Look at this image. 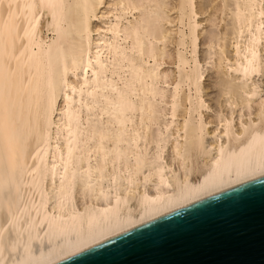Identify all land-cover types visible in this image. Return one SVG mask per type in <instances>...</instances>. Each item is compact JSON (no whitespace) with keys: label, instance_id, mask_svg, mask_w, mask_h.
<instances>
[{"label":"bare ground","instance_id":"6f19581e","mask_svg":"<svg viewBox=\"0 0 264 264\" xmlns=\"http://www.w3.org/2000/svg\"><path fill=\"white\" fill-rule=\"evenodd\" d=\"M105 4L0 0V264H62L264 180V0Z\"/></svg>","mask_w":264,"mask_h":264},{"label":"water","instance_id":"95a60500","mask_svg":"<svg viewBox=\"0 0 264 264\" xmlns=\"http://www.w3.org/2000/svg\"><path fill=\"white\" fill-rule=\"evenodd\" d=\"M62 264H264V180L146 225Z\"/></svg>","mask_w":264,"mask_h":264},{"label":"rangeland","instance_id":"374dc122","mask_svg":"<svg viewBox=\"0 0 264 264\" xmlns=\"http://www.w3.org/2000/svg\"><path fill=\"white\" fill-rule=\"evenodd\" d=\"M113 1L114 0H106V4L103 6V8H102V12L103 13H106V15H107V13L109 12V10L112 8V4L111 3H113ZM169 1V5H172V6H175V4H176V2H177V0H168ZM218 1V0H217ZM111 4V5H110ZM107 11V12H106ZM102 12H101V14L99 15V19H95V21H94V28L95 29H98V28H101V29H104V26H105V24H104V22L106 21H108L107 20V18H103V15H102ZM175 12H171L170 14V16L172 17V19L174 18V14ZM102 15V16H101ZM218 16H220V14L218 13V15H217V17ZM209 16L208 15H203V16H199V20L201 21L202 20V26H201V28H200V30H203V28H204V30H203V32H201L200 33V39L201 40H203L204 38V31H206V29L207 28H210L211 27V22H209ZM212 19L214 20V17H212ZM205 20V21H204ZM208 20V21H207ZM218 22V21H217ZM173 26H175V24H173ZM223 26V23H220V28ZM168 28H175V27H172L171 25H168L167 26ZM96 32L94 33V35L96 36ZM97 38V37H96ZM95 38V39H96ZM166 66H168V65H166ZM172 65H170L169 67H171Z\"/></svg>","mask_w":264,"mask_h":264}]
</instances>
